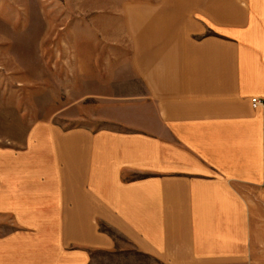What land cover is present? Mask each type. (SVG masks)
<instances>
[{
  "label": "crops",
  "instance_id": "crops-1",
  "mask_svg": "<svg viewBox=\"0 0 264 264\" xmlns=\"http://www.w3.org/2000/svg\"><path fill=\"white\" fill-rule=\"evenodd\" d=\"M131 12L140 91L108 126L43 121L0 145V264H258L264 0Z\"/></svg>",
  "mask_w": 264,
  "mask_h": 264
},
{
  "label": "rangeland",
  "instance_id": "rangeland-1",
  "mask_svg": "<svg viewBox=\"0 0 264 264\" xmlns=\"http://www.w3.org/2000/svg\"><path fill=\"white\" fill-rule=\"evenodd\" d=\"M145 2L0 0V145L20 146L43 121L108 126L101 118L140 91L131 80L130 28L132 4ZM250 202L264 264V196Z\"/></svg>",
  "mask_w": 264,
  "mask_h": 264
},
{
  "label": "built area",
  "instance_id": "built-area-1",
  "mask_svg": "<svg viewBox=\"0 0 264 264\" xmlns=\"http://www.w3.org/2000/svg\"><path fill=\"white\" fill-rule=\"evenodd\" d=\"M251 105L254 110L264 109V99L252 98Z\"/></svg>",
  "mask_w": 264,
  "mask_h": 264
}]
</instances>
